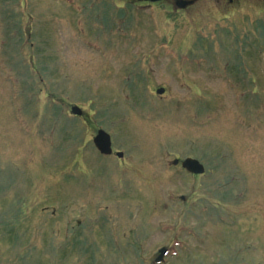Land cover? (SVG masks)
I'll return each mask as SVG.
<instances>
[{
    "label": "rangeland",
    "instance_id": "obj_1",
    "mask_svg": "<svg viewBox=\"0 0 264 264\" xmlns=\"http://www.w3.org/2000/svg\"><path fill=\"white\" fill-rule=\"evenodd\" d=\"M185 1L0 0V264H264V0Z\"/></svg>",
    "mask_w": 264,
    "mask_h": 264
},
{
    "label": "water",
    "instance_id": "obj_2",
    "mask_svg": "<svg viewBox=\"0 0 264 264\" xmlns=\"http://www.w3.org/2000/svg\"><path fill=\"white\" fill-rule=\"evenodd\" d=\"M140 2H151V3H157L164 0H138ZM195 4L194 1H185V0H179L177 2V7H179L180 10H185L188 7H191ZM166 90L164 88H160L156 91L157 95L163 96L165 94ZM72 114L77 117H81L83 115V112L78 107H73ZM95 147L97 150L101 153L103 156H111L113 154V144H112V138L109 133H107L104 130L98 131L96 137L93 140ZM118 158H124L123 153H117ZM180 161H175L174 164L178 165ZM183 169L186 170L188 174L195 175V176H201L204 175L206 172V169L204 165H202L198 160L188 158L183 161L182 163ZM168 254L167 249H162L159 252L158 258L155 260V264H162Z\"/></svg>",
    "mask_w": 264,
    "mask_h": 264
},
{
    "label": "flooded vegetation",
    "instance_id": "obj_3",
    "mask_svg": "<svg viewBox=\"0 0 264 264\" xmlns=\"http://www.w3.org/2000/svg\"><path fill=\"white\" fill-rule=\"evenodd\" d=\"M136 2H138L137 0H135ZM179 0H165V1H162V2H158V3H143V5L145 6V7H152V6H160V5H166V6H168V7H172L173 8V6H175L177 9H176V11H177V13L179 14V7H177V2H178ZM219 2H218V4L219 5H221V4H225L226 2L229 4V6H235V5H238V3H240V2H242L243 0H218ZM217 3V2H216ZM190 8V7H189ZM188 9V8H187ZM115 154H117V152L115 153ZM116 157H117V155H116ZM175 161H179V159H176V160H174L173 161V163H172V165L175 167V168H179V166L182 168V161L183 160H180V164H178V165H175L174 164V162ZM182 170H183V168H182ZM192 176V175H191ZM193 177H199V176H193Z\"/></svg>",
    "mask_w": 264,
    "mask_h": 264
}]
</instances>
